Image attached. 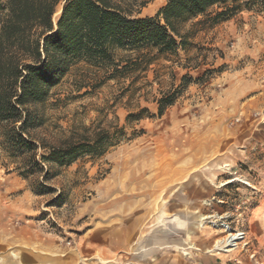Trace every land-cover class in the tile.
<instances>
[{
	"label": "rangeland",
	"instance_id": "obj_1",
	"mask_svg": "<svg viewBox=\"0 0 264 264\" xmlns=\"http://www.w3.org/2000/svg\"><path fill=\"white\" fill-rule=\"evenodd\" d=\"M144 1L140 18L168 2ZM216 11L187 26L178 56L118 80L78 64L31 108L38 161L108 131L102 156L25 178L0 140V264H264V8L206 23ZM223 220L246 233L235 250L221 248ZM115 226L120 251L82 257L89 235Z\"/></svg>",
	"mask_w": 264,
	"mask_h": 264
},
{
	"label": "trees",
	"instance_id": "obj_2",
	"mask_svg": "<svg viewBox=\"0 0 264 264\" xmlns=\"http://www.w3.org/2000/svg\"><path fill=\"white\" fill-rule=\"evenodd\" d=\"M144 0H0V140L24 166H69L80 157L102 156L108 131L41 155L28 133L41 126L32 107L46 102L50 88L78 64L104 70L108 79L129 78L159 60L168 61L191 46L187 26L212 8L206 23L215 25L246 11H261L264 0H168L153 18H140ZM62 6L57 22L55 15ZM204 22V21H203ZM127 54L121 56L120 54ZM131 54V55H130ZM176 91L158 99V116L176 102ZM143 110L129 119H143ZM49 178V173L44 179Z\"/></svg>",
	"mask_w": 264,
	"mask_h": 264
},
{
	"label": "crops",
	"instance_id": "obj_3",
	"mask_svg": "<svg viewBox=\"0 0 264 264\" xmlns=\"http://www.w3.org/2000/svg\"><path fill=\"white\" fill-rule=\"evenodd\" d=\"M144 219L139 218L138 219L139 221L137 220L138 226L143 224L142 222L144 221ZM120 228H121L120 226L119 227L115 226L111 230L108 229L107 230L108 232L105 234L102 235L93 234V236L89 235V248L81 249L82 257L84 256L91 257L95 255L97 252H99L98 250H102L101 255L105 257L115 253V251H120L122 248V239H123ZM101 255L99 254V256ZM81 260L84 261V258H82Z\"/></svg>",
	"mask_w": 264,
	"mask_h": 264
},
{
	"label": "built area",
	"instance_id": "obj_4",
	"mask_svg": "<svg viewBox=\"0 0 264 264\" xmlns=\"http://www.w3.org/2000/svg\"><path fill=\"white\" fill-rule=\"evenodd\" d=\"M216 223L219 224V227L227 233L225 241L221 243L222 250H235L240 244L245 243L247 237L244 231H233L226 220L217 221Z\"/></svg>",
	"mask_w": 264,
	"mask_h": 264
},
{
	"label": "water",
	"instance_id": "obj_5",
	"mask_svg": "<svg viewBox=\"0 0 264 264\" xmlns=\"http://www.w3.org/2000/svg\"><path fill=\"white\" fill-rule=\"evenodd\" d=\"M61 13H62V11H61Z\"/></svg>",
	"mask_w": 264,
	"mask_h": 264
}]
</instances>
